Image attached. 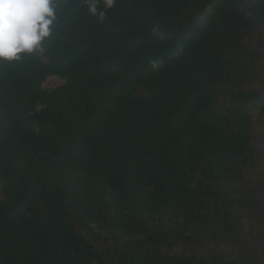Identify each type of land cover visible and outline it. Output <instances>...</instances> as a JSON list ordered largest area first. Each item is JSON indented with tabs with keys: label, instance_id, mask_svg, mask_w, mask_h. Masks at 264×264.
Returning a JSON list of instances; mask_svg holds the SVG:
<instances>
[{
	"label": "trees",
	"instance_id": "obj_1",
	"mask_svg": "<svg viewBox=\"0 0 264 264\" xmlns=\"http://www.w3.org/2000/svg\"><path fill=\"white\" fill-rule=\"evenodd\" d=\"M79 2L0 66V264H264V0Z\"/></svg>",
	"mask_w": 264,
	"mask_h": 264
},
{
	"label": "clouds",
	"instance_id": "obj_2",
	"mask_svg": "<svg viewBox=\"0 0 264 264\" xmlns=\"http://www.w3.org/2000/svg\"><path fill=\"white\" fill-rule=\"evenodd\" d=\"M81 3L87 15L103 24L118 0H80ZM253 8L254 2L247 9L237 10L250 17L254 15ZM71 9L68 0H0V66L45 53L58 37L61 21ZM151 34L159 38L164 29L153 23ZM182 53L180 45L172 56L179 57ZM149 62L153 71L160 70L163 63L161 58Z\"/></svg>",
	"mask_w": 264,
	"mask_h": 264
},
{
	"label": "rangeland",
	"instance_id": "obj_3",
	"mask_svg": "<svg viewBox=\"0 0 264 264\" xmlns=\"http://www.w3.org/2000/svg\"><path fill=\"white\" fill-rule=\"evenodd\" d=\"M62 83H63L62 80H60L59 78L50 77L45 81L44 88L52 89L62 85ZM254 133H256V137H259L260 139L264 138V118L262 119V121H260L259 124L256 125L254 129ZM1 197L2 196L0 194V198Z\"/></svg>",
	"mask_w": 264,
	"mask_h": 264
}]
</instances>
